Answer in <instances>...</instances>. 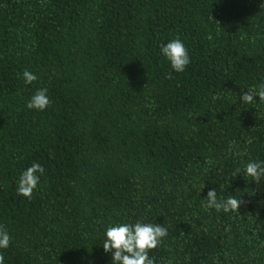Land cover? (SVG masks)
<instances>
[{
  "label": "trees",
  "instance_id": "trees-1",
  "mask_svg": "<svg viewBox=\"0 0 264 264\" xmlns=\"http://www.w3.org/2000/svg\"><path fill=\"white\" fill-rule=\"evenodd\" d=\"M261 4L0 0L3 264H112L106 229L137 221L168 229L155 264H264V179L232 177L264 162V103L240 100L264 83ZM177 37L179 73L160 48ZM39 88L43 111L26 106ZM33 163L28 199L17 182ZM213 188L239 212L206 209Z\"/></svg>",
  "mask_w": 264,
  "mask_h": 264
},
{
  "label": "clouds",
  "instance_id": "clouds-1",
  "mask_svg": "<svg viewBox=\"0 0 264 264\" xmlns=\"http://www.w3.org/2000/svg\"><path fill=\"white\" fill-rule=\"evenodd\" d=\"M208 38L211 39V35ZM160 48L163 56L169 61L171 68L177 73L183 72L191 63L188 49L179 37L169 40L166 44H161ZM22 75L25 84L30 85L37 80V76L28 70H25ZM168 78L170 79L171 75ZM47 92V88L37 89L28 101L27 108L43 111L49 107L52 101ZM257 96L259 97L258 100L264 103V83H261L259 87L253 86L247 89V92L240 96V100L244 104H253ZM213 99H216V97ZM236 155H241V153L237 152ZM44 171L45 169L39 163H33L24 170L17 182V194L31 199ZM241 172H243L242 176L246 180L251 178V181L259 184L261 179H264V162L250 160L243 170L237 168L232 173V177L241 175ZM241 203L240 199L233 196L226 199H217L216 189L213 188L207 192L204 207L215 209L217 212H239ZM167 234V227L157 223H144L141 221L134 224L122 223L109 226L106 229L102 245L106 253L110 252L112 254V264H155L154 258L150 257L149 253L161 245ZM10 241L11 237L7 229L0 225V249L7 248ZM3 261L4 257L0 254V264H3ZM169 264H172V262L169 261Z\"/></svg>",
  "mask_w": 264,
  "mask_h": 264
}]
</instances>
